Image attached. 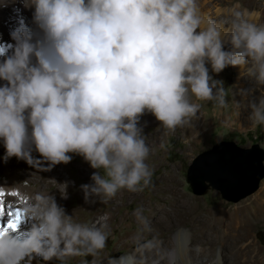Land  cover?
I'll list each match as a JSON object with an SVG mask.
<instances>
[{
  "label": "clouds",
  "instance_id": "9594fccd",
  "mask_svg": "<svg viewBox=\"0 0 264 264\" xmlns=\"http://www.w3.org/2000/svg\"><path fill=\"white\" fill-rule=\"evenodd\" d=\"M24 4L34 6L39 31L21 23L11 32L13 53L0 62V79L8 82L0 86L5 160L15 156L32 164V145L49 167L70 162L68 153L83 156L105 172H93L92 183L80 186L86 202L150 183V148L139 124L146 111L174 134L198 114L191 96L226 106L223 81L213 79L206 64L218 74L251 61L248 75L264 85V24L252 22L239 4L228 10L230 19L209 20L204 28L197 0ZM250 108L253 124L264 125V98ZM63 185L59 191L67 199ZM24 212L27 232L0 233V264H22L33 254L64 264L106 246L107 217L79 222L50 192L31 194Z\"/></svg>",
  "mask_w": 264,
  "mask_h": 264
},
{
  "label": "rangeland",
  "instance_id": "374dc122",
  "mask_svg": "<svg viewBox=\"0 0 264 264\" xmlns=\"http://www.w3.org/2000/svg\"><path fill=\"white\" fill-rule=\"evenodd\" d=\"M245 1L246 0H201V7L205 12H208L207 10L209 9V14L213 16V20L219 22L231 18L227 13L228 9L233 8L236 4H242V10L247 9L249 14L257 15V13H259L257 17L260 20L258 18L257 20L250 19L252 22L264 24V0H248L249 3H246ZM0 2H2V0H0ZM217 9L220 10L219 17H217V14L215 13ZM1 14L2 13H0V15ZM224 27L230 28V25L228 24ZM11 54L12 53H10V55ZM34 59L35 58H33V63L35 62ZM250 64L251 61H249V64L243 65L242 67L228 66L218 74L212 71L210 63L206 64V67L209 69V74L213 79L223 81L226 93V106L220 107L214 100H199L195 97L193 103L200 105L198 112L200 121L196 125H193L194 118H192L191 124L187 125V131H185L184 128L178 127L173 134L157 120L151 124H147L145 121L139 122L140 126H143V134L146 136V143L150 148L149 156L145 161L152 172L150 183L147 186H143V182H141V185L136 189L138 191V198L126 202L122 207H119L120 204H118V200L110 197L109 199L101 201L94 207L83 209L80 213L81 217L88 221L90 217H106L109 210L113 211L115 216V218H113L115 230H107L109 236L106 246L99 252L107 253L113 249L114 252L112 255H115L118 258H123L125 264H129L131 262L130 258L133 251L140 249L137 247L144 246L149 248L151 243H154V237H152L151 230L158 226L161 227V224L149 226V223H152L153 221V218L149 216L146 217V221L133 220L134 225L127 228L132 232H134V230L138 233L141 232L140 236L136 235V232H134L135 234L132 233L136 238L140 239L138 244L133 247H131V245L128 246L132 249L126 253H118L114 249L116 243L124 242L128 238L127 236H122V229L118 224L120 217L124 213L129 212L134 218L139 215L147 205L165 204L166 208H170V203L167 200L168 194L157 189L164 182L177 183L187 196L198 200L199 211H203L207 215L212 213L223 215L224 210H227L229 213H236L239 212L244 205H253L257 195L264 190V178L261 180L257 191L237 202L227 200L223 197L220 190H217L212 186L208 187L203 194H197L194 192L187 179V170L193 159L200 153L212 148L217 142L224 140L234 141L243 147H251L253 144L259 143L264 148V125H254L250 118V103L253 100L259 101L261 98H264V85L257 84L255 79L248 75L247 69ZM243 89L248 90L247 94H244L241 91ZM191 127H194V131L188 130ZM161 145H163V147H161ZM5 154L6 149L2 139H0L1 180L7 178V169L10 164H12L14 168L19 169L21 175L27 177H35L40 170L46 167L45 162L47 160H45L35 149V145H32L31 147V157L33 158L32 164H29L25 159L17 158L15 156L5 160ZM68 155L72 157L71 161L68 163H59V168H61L63 173L66 174L68 181L65 182H69L70 188H73L71 191H67V197L70 200V206L73 209H76L83 201L84 192L80 186L86 184V182H92L91 175L93 172H99L101 175H105V172L103 169L92 168L90 163L79 154L68 153ZM209 164H212L211 160L209 161ZM21 165L24 167H21ZM50 174L51 172L47 170L42 182H50ZM54 184V187L63 185L62 183L56 182H54ZM121 190L122 189L118 190L116 193ZM140 199L142 201H140ZM128 223L129 222H127V224ZM193 224H191V219L188 218L186 222H183L176 227H172V229L167 227H162L163 229H161L165 233L168 232V239L176 243L180 242L181 238V240L185 241L187 237H189V245L201 246L198 243L199 231L195 229L196 227L193 226ZM220 227L222 230L221 234L227 233L226 231L229 229L228 226H224L222 223ZM255 227L254 233L250 236L249 241L254 245L253 247L256 248V250L262 249L264 251V219L260 220ZM116 231H119L120 234ZM184 234L187 235L186 238ZM234 237L235 235L231 233L227 238L233 239ZM222 242L223 239L220 237L215 246L216 252L214 251V253L216 254L213 255L214 257L211 261L212 264L218 261H220L219 264L222 263V254L220 251ZM206 247L209 248L208 245ZM98 253L94 256H74L73 259H66L64 264H88L90 259L97 256ZM53 264H60V261L55 259Z\"/></svg>",
  "mask_w": 264,
  "mask_h": 264
},
{
  "label": "bare ground",
  "instance_id": "6f19581e",
  "mask_svg": "<svg viewBox=\"0 0 264 264\" xmlns=\"http://www.w3.org/2000/svg\"><path fill=\"white\" fill-rule=\"evenodd\" d=\"M245 2L249 3L248 0ZM197 3L204 21V23L201 24V28H204L209 20H213V16L209 14V9L207 10L208 12L204 11L201 7V0H197ZM239 5L242 6V4ZM242 9L243 6L240 10ZM0 11V13H2L0 15V62H3V60L14 51L16 42L11 37L12 31L18 28L21 23L34 31L38 32L39 29L33 20V14L35 11L34 6L26 7L24 0H2V2H0ZM215 13L217 14V17H219L220 10L217 9ZM258 14L259 13H257V15L249 14V18L257 20ZM229 35L230 28L224 27V37L226 40ZM224 45L225 50L231 48L230 43H225ZM7 83V81L0 79V86H4ZM190 99L193 102L195 96H191ZM193 118V125H196L200 121L199 114ZM140 121H145L147 124H151L156 122V118L150 112L146 111L141 116ZM183 128L187 131V125ZM193 129L194 127H191L188 130L192 131ZM50 163V161H46V167L40 170L35 177L21 175V171L14 168L12 164L8 166L7 178L3 180L0 179V193H2L0 194V204H2L4 208V212L0 214V232L15 234L24 233L30 229L31 224L25 215L24 207L29 203L31 194L37 191L44 193L50 192V194L55 196L57 203L63 206L68 214H73L74 218L79 222L94 223L102 218L101 216H95L93 218L90 217V219L86 221L85 218L83 219L81 217L80 213L83 209L94 207L101 201L109 199L110 197H90V202H86L83 193L82 204L78 208L73 209L70 206V200L61 197L59 189L62 191L64 185L54 187V182L62 184L66 183L67 191H71L73 188H70L69 182H65L68 180L66 174L63 173V170L59 168V164L49 167ZM21 167L24 166L21 165ZM47 170L51 172L49 176L50 182H42ZM90 183L92 182H86V184ZM157 189L168 194L167 200L170 203V208H166L165 204L147 205L144 210L134 218L129 212H126L118 221L119 227L122 229V236L128 237L124 242L115 244L114 249L118 253L128 252L132 249L128 246L131 245V247H133L138 244V241L140 240L132 233L136 232V235L140 236L141 232L138 233L136 230L132 232L127 229L134 225L133 220L146 221V217L151 216L153 221L152 223H149V226L161 224V227L158 226L151 230L152 237H154V243H151L149 248L144 246L137 247L140 249L133 251L130 258L131 262L129 264H212L211 261L213 260V255L216 254L214 253L216 250L215 246L220 237L223 239L220 247L222 254V263L220 264H264V251L262 249L256 250V248L253 247L254 245L249 241L250 236L254 233V227L256 224L264 219V190L257 195L252 206L244 205L239 212L229 213L227 210H224L223 215L213 213L207 215L205 212L199 211L198 200L187 196L177 183L164 182ZM137 192V190L123 188L111 197L118 200V204H120L119 207H122L126 202L138 198ZM140 201L142 200L140 199ZM107 214V227L103 229L106 232L108 229L115 230V226L113 225V218H115L113 211L109 210ZM17 215L19 216V220H17ZM188 218L191 219V224L194 223L193 226L196 227L195 229L199 231L198 243L201 246L189 245L188 241L190 238L185 234L184 236L185 238L187 237V239L185 240L184 238L185 241H183L181 238L180 242L177 241L178 243H176L168 239V232L165 233L162 230V227L172 229V227H176L181 223L186 222ZM127 222L129 223L127 224ZM13 223L16 224V227L8 228V225ZM222 223L224 226H228L229 229H227V233L221 234L222 230L220 225ZM119 231L116 232L119 233ZM231 233H233L235 237L233 239H228L227 237ZM207 245L209 248L206 247ZM113 252V249L107 253L99 252L97 256L90 259L88 264H110V262L111 264H125L123 259L112 255ZM73 258L74 257H69L67 259ZM55 259L56 258L45 261L41 256L33 254L31 257H26L25 260L22 261V264H53ZM219 262L220 261L213 264H219Z\"/></svg>",
  "mask_w": 264,
  "mask_h": 264
},
{
  "label": "water",
  "instance_id": "95a60500",
  "mask_svg": "<svg viewBox=\"0 0 264 264\" xmlns=\"http://www.w3.org/2000/svg\"><path fill=\"white\" fill-rule=\"evenodd\" d=\"M263 178L264 148L259 143L243 147L234 141L217 142L197 155L187 170L195 193L203 194L212 186L235 202L257 191Z\"/></svg>",
  "mask_w": 264,
  "mask_h": 264
},
{
  "label": "snow or ice",
  "instance_id": "6c2138e0",
  "mask_svg": "<svg viewBox=\"0 0 264 264\" xmlns=\"http://www.w3.org/2000/svg\"><path fill=\"white\" fill-rule=\"evenodd\" d=\"M2 194V193H0ZM4 212V208H3V205L0 204V214H2ZM17 220H19V216L17 215ZM16 227V224L13 223V224H9L8 225V228H15ZM0 233H4V232H0Z\"/></svg>",
  "mask_w": 264,
  "mask_h": 264
}]
</instances>
